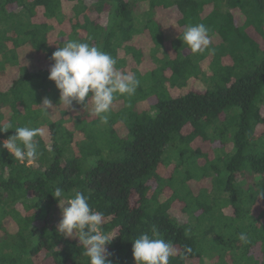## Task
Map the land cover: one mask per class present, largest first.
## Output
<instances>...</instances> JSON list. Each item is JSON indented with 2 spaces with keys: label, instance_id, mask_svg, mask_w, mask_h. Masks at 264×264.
<instances>
[{
  "label": "trees",
  "instance_id": "1",
  "mask_svg": "<svg viewBox=\"0 0 264 264\" xmlns=\"http://www.w3.org/2000/svg\"><path fill=\"white\" fill-rule=\"evenodd\" d=\"M167 12L182 32L170 40L158 20ZM196 24L220 40L202 54L181 40ZM263 24L264 0H0V129L7 131L0 143L17 127L41 129L34 161L0 149V264H88L78 239L59 234L55 221L77 192L104 213L112 264H135L132 242L153 227L175 248L169 264H264V49L248 31ZM137 38L162 58L153 54L158 67L145 74L133 69L139 86L116 96L120 109L112 105L106 123L91 103L39 107L45 97L65 106L48 79L57 47L89 43L123 71L128 57L144 63ZM26 47L35 71L22 60ZM210 53L208 87L190 89ZM222 55L235 65L221 63ZM146 101L150 109L140 110ZM202 144L219 147L210 156ZM193 182L207 187L196 192ZM57 187L65 192L60 206ZM167 188L173 194L161 201ZM176 202L183 221L172 212Z\"/></svg>",
  "mask_w": 264,
  "mask_h": 264
},
{
  "label": "clouds",
  "instance_id": "2",
  "mask_svg": "<svg viewBox=\"0 0 264 264\" xmlns=\"http://www.w3.org/2000/svg\"><path fill=\"white\" fill-rule=\"evenodd\" d=\"M181 40L193 54H202L211 44L209 29L204 24L186 26ZM50 59L53 63L48 79L59 91L60 102L66 108L71 107L73 102L84 106L91 103L92 115L102 123L107 122L116 96L134 95L140 83L134 73L118 69L116 59L109 53L89 43L68 40L56 48ZM39 107L47 113L53 105L45 97ZM4 132L7 131L0 129V133ZM40 135L38 127H17L14 135L0 143V149L7 150L20 162L34 161L39 155L36 137ZM52 196L59 206L61 201H65V192L60 187L54 190ZM104 219V213L93 210L88 197L77 192L66 199L57 231L65 238L78 239L88 264H112L107 246L114 237L110 239L103 230ZM239 240L248 242L244 233L240 234ZM185 252L190 253L191 249L186 248ZM174 254L173 244L163 239L155 227L151 235L141 234L132 242L135 264H169Z\"/></svg>",
  "mask_w": 264,
  "mask_h": 264
},
{
  "label": "rangeland",
  "instance_id": "3",
  "mask_svg": "<svg viewBox=\"0 0 264 264\" xmlns=\"http://www.w3.org/2000/svg\"><path fill=\"white\" fill-rule=\"evenodd\" d=\"M88 4L93 3L95 0H87ZM71 5V4H70ZM67 2L65 3V11H67V13L72 16L70 10H71V6H70ZM241 16V14H240ZM243 19V18H242ZM158 20L161 22V24L163 25V28L165 30V35L167 36V39L170 40L171 37H177L180 36L182 34V32L180 31L177 23L175 22V13H171V12H167V13H159L158 15ZM64 30L68 31L69 27L66 25L63 28ZM61 29H57V31L51 33L52 35L54 34V36L52 37V41H54L57 37V33L58 31ZM249 34L251 35V37H253L254 41L256 43H258V45L260 46V48L264 49V24L262 25V32H257L256 30H252V28L248 29ZM220 42L219 39H217V37H211V45H218ZM134 43L140 47L141 49L144 50V55H145V60L144 63L142 65H140L139 67L136 66L135 62L131 59L132 57H128L127 58V66L124 68L123 72L126 73H133V69H139L142 73H147L149 71H152L153 69H156L158 67V63L155 60V57L153 58L152 55L153 54H158L159 58H162V54L161 53H150V48H151V44L152 43H148V41H146L145 38H137ZM32 52V50L29 47L23 48L22 52H21V57L22 60L24 61V63L28 64L29 69L31 71H35L36 70V63L35 61H33V58L31 57L30 53ZM187 54V53H186ZM173 56V54L171 55ZM223 56V60L221 63L224 62V65H227L228 67L230 66H234V60L232 59V56L228 55H222ZM214 59V54L210 53L206 56V58H204L203 61L199 62V67H200V71L201 74L198 77H194L191 79V85L189 86L190 89H195L199 92L204 91L207 87H208V83L205 82V79L203 78V75L205 73L207 74H211V66L213 63ZM178 92V90H176V93ZM53 105V104H52ZM120 105L121 102H117L113 105L114 111H118L120 109ZM151 107V103H149V101L143 102L140 104L139 109L140 110H149ZM52 109H56L58 111H63V110H67L68 108H66V106L60 107V108H56L53 105ZM60 117V114H58L57 116H55L56 119H58ZM198 144H201V142H197ZM202 147L209 151L210 156L214 155V152L216 151V149H218L219 145L218 144H214V145H209V144H202ZM175 162H173V165H171V167L169 168V174L165 171H163V176L169 177L172 175V170L174 169ZM192 187L197 189L195 190L196 192H199L198 190L202 187H207V184H204L202 182L198 183V182H193L192 183ZM199 188V189H198ZM173 194V191H171L170 189H165V192L163 193V195L161 196V201L166 200L168 198H170ZM177 205V206H176ZM175 208L172 210V212L174 213V215H177L178 217H180V219L183 221L185 220L187 217H185V215H181L180 214V210L178 208V202H176L175 204ZM181 206V205H179ZM63 208V206L60 208L59 214L56 216L55 221L59 222L61 219V209ZM38 260H36V262H34V264H37Z\"/></svg>",
  "mask_w": 264,
  "mask_h": 264
}]
</instances>
